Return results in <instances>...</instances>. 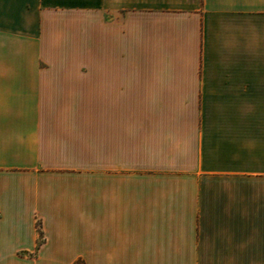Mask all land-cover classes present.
I'll use <instances>...</instances> for the list:
<instances>
[{"label": "crops", "instance_id": "crops-1", "mask_svg": "<svg viewBox=\"0 0 264 264\" xmlns=\"http://www.w3.org/2000/svg\"><path fill=\"white\" fill-rule=\"evenodd\" d=\"M264 0H0V264H264Z\"/></svg>", "mask_w": 264, "mask_h": 264}, {"label": "rangeland", "instance_id": "rangeland-1", "mask_svg": "<svg viewBox=\"0 0 264 264\" xmlns=\"http://www.w3.org/2000/svg\"><path fill=\"white\" fill-rule=\"evenodd\" d=\"M261 104H263V103L260 102L259 115H260V117H264V107L261 106ZM75 264H85V263H84V261L79 260V261L75 262Z\"/></svg>", "mask_w": 264, "mask_h": 264}]
</instances>
